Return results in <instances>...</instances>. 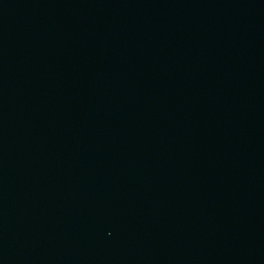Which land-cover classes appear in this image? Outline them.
I'll return each instance as SVG.
<instances>
[{
	"label": "water",
	"instance_id": "95a60500",
	"mask_svg": "<svg viewBox=\"0 0 264 264\" xmlns=\"http://www.w3.org/2000/svg\"><path fill=\"white\" fill-rule=\"evenodd\" d=\"M0 264H264V0H0Z\"/></svg>",
	"mask_w": 264,
	"mask_h": 264
}]
</instances>
